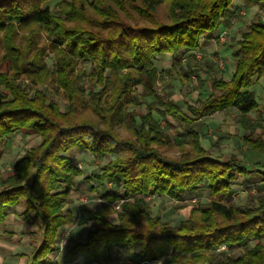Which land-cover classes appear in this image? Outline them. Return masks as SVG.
Wrapping results in <instances>:
<instances>
[{"label": "trees", "instance_id": "obj_1", "mask_svg": "<svg viewBox=\"0 0 264 264\" xmlns=\"http://www.w3.org/2000/svg\"><path fill=\"white\" fill-rule=\"evenodd\" d=\"M49 1L0 0V143L17 132L40 137L0 179V228L11 211L36 226L27 264H57L50 254L60 248V228L75 222L65 207L83 174L77 157L83 152L109 160L89 177L98 182L101 203L86 208L92 226L67 247L68 260L79 254L108 259L112 247H127L137 262L264 264V193L245 206L229 202L239 176L258 172L264 181V162L250 169L235 155L215 157L195 128L215 112L234 109L247 133L244 145L264 156V136L256 135L264 129L263 110L252 90L254 78L264 75L263 15L241 31L232 77L213 76L210 94L184 111L158 91L163 73L155 57L171 53L192 69L195 53L184 63L182 56L214 38L234 0H60L43 7ZM245 1L264 9V0ZM82 61L91 64L88 77L100 90L83 89ZM151 96L164 117L181 124V141H173L151 108L131 109ZM206 183L212 199L193 206L179 224L151 215L148 197L182 201ZM13 234L3 231L0 239Z\"/></svg>", "mask_w": 264, "mask_h": 264}, {"label": "rangeland", "instance_id": "obj_2", "mask_svg": "<svg viewBox=\"0 0 264 264\" xmlns=\"http://www.w3.org/2000/svg\"><path fill=\"white\" fill-rule=\"evenodd\" d=\"M58 1L60 0H51L45 3L43 7L49 6L53 8ZM261 11L259 13L262 15ZM237 35L238 32H235L231 37L232 39H229V42L226 43L227 37H225L224 33L218 32L217 34L216 31L212 40H201L199 50L192 51L196 52L194 54L195 59H193L195 66L192 69L186 68L185 64L184 66L179 64L172 56L167 54L157 55L154 63L163 73V79L158 83V91L179 105L184 111H187V104L196 103L200 99L206 98L211 92V78L215 75L224 76L225 65L228 60L234 57V52L237 49L233 47L238 44ZM227 46L232 48L227 51ZM192 52L182 56L181 62L184 63L185 59H190V56L187 58L186 56ZM46 61L49 66L53 65L52 54L46 57ZM79 65L86 72V75L81 80L83 89L85 91L89 89L100 90L101 87L95 85L88 77L92 70L91 64L82 61ZM254 81H256V78ZM38 88L44 90L58 101L62 110L67 109V103L59 96H56L50 86L41 85ZM141 90L142 88L139 86L138 91L140 92ZM132 108L139 113H146L148 108H151L155 121L169 132L173 141L178 142L183 139V136L179 133L182 129L181 124L170 116L164 117L160 112L162 108L155 104L154 97L137 99V103L131 106ZM251 115L254 116L255 114L252 113ZM195 128L202 135L203 146L209 149L215 157L225 158L235 155L243 160L250 169L254 168L257 161L261 160L264 162V156L250 152L244 145L242 136L247 133L237 123L234 109L215 112L197 122ZM257 134L264 136V129L257 130ZM38 142H40V137L33 133L23 132H17L12 138L1 142L0 179L12 170L14 162L21 158L26 149ZM77 157H79L78 161L81 164L83 174L75 177V187L69 194V202L65 207V210L68 208L72 209L75 222L60 228L58 240L61 241L63 247L50 254V257L57 264H136L137 260L127 247H112L108 259H104L102 255L94 259L82 254H79L72 261L66 257L67 247L73 240L84 238L88 229L92 226L89 215L86 213V208L97 209L101 203L100 192L96 191L98 182L96 179H90L89 177L92 173L101 171L109 160V157L95 158L89 152L77 154ZM106 188L109 190L121 189L120 186L112 184H108ZM233 189L234 195L229 199V202L245 206L253 203L258 193H264V181L258 172H251L247 176H239ZM81 198H86L89 202L82 204ZM211 199V191L207 183L196 193L184 194L182 201H176L167 196H153L150 199L151 215H159L164 221L179 224L189 217L193 206L208 203ZM179 205H184V207H179ZM18 210H23V206H19ZM10 230L14 232L11 240L0 239V264L29 263L32 249L37 244L38 234L34 233L36 226L26 223L17 213L11 211L5 224L1 226L0 233ZM62 233L65 235L61 236ZM148 264L163 263L157 261Z\"/></svg>", "mask_w": 264, "mask_h": 264}, {"label": "crops", "instance_id": "obj_3", "mask_svg": "<svg viewBox=\"0 0 264 264\" xmlns=\"http://www.w3.org/2000/svg\"><path fill=\"white\" fill-rule=\"evenodd\" d=\"M259 12H260V8L255 1L248 4L246 3L245 0H234L230 7V11L224 17L223 22L221 23L219 29L217 30V34L218 32L221 33L223 32L225 37H227L226 43H228L229 39H232L231 37L233 36V34H235V32H238L237 35V41H238L241 38V31L247 28L249 22L253 20ZM227 47H228L227 51H229L232 48L231 46H227ZM238 47L239 45L237 44L233 48L237 49ZM197 50H199V47ZM192 53L196 54V52H192ZM165 54H167L168 56H172L174 58V55H172L171 53H165ZM197 56L199 57V55ZM234 69H235V60L233 57L231 58V60H228L227 64L224 67V71H223L224 77L226 79H230L233 75ZM252 90L254 92L256 101L260 104L262 110L264 111L263 109L264 108V75L259 78L256 77V81H254L252 85ZM67 210H70L72 212L71 208H68Z\"/></svg>", "mask_w": 264, "mask_h": 264}, {"label": "built area", "instance_id": "obj_4", "mask_svg": "<svg viewBox=\"0 0 264 264\" xmlns=\"http://www.w3.org/2000/svg\"><path fill=\"white\" fill-rule=\"evenodd\" d=\"M262 12H263L262 15H263V17H264V9L262 10ZM78 165L81 167V164H80V163H78ZM148 199H151V197H148ZM87 202H89V200H87L86 198H81V203H82V204H85V203H87ZM115 208H116L117 210H119V209H120V205H119V204L116 205ZM64 235H65L64 233L61 234V236H64ZM62 238H63V237H62ZM62 238H61V239H62ZM59 239H60V238H59ZM57 244L60 246V248L63 247L61 241L57 240ZM148 263H149L148 261H141V262H137L136 264H148Z\"/></svg>", "mask_w": 264, "mask_h": 264}]
</instances>
